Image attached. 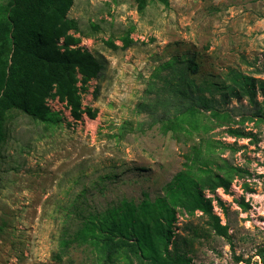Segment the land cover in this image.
<instances>
[{
    "label": "rangeland",
    "instance_id": "rangeland-1",
    "mask_svg": "<svg viewBox=\"0 0 264 264\" xmlns=\"http://www.w3.org/2000/svg\"><path fill=\"white\" fill-rule=\"evenodd\" d=\"M69 16L85 35L81 45L105 60L83 95L97 113L77 121L54 101L60 121L47 125L13 111L0 148V264H127L122 257L104 262L91 237L61 253L63 237L104 212H135L129 223L155 247V237L170 232L168 249L177 243L192 264H244L237 257L263 264L264 0H146L143 12L138 0H75ZM129 31V48L106 44L122 45ZM246 78L255 102L234 94L236 80ZM180 88L212 106L185 117L178 132L165 131L160 118L188 104ZM213 111L228 118L215 120ZM219 166L243 174L228 189H212L204 171ZM198 190L227 236L211 230L202 209L185 206ZM147 210L154 222L144 221Z\"/></svg>",
    "mask_w": 264,
    "mask_h": 264
},
{
    "label": "trees",
    "instance_id": "trees-1",
    "mask_svg": "<svg viewBox=\"0 0 264 264\" xmlns=\"http://www.w3.org/2000/svg\"><path fill=\"white\" fill-rule=\"evenodd\" d=\"M74 1L6 0L0 3V148L7 139V126L14 110L47 125L56 124L60 121V116L52 110L48 100L58 99L65 103L74 120L82 119L84 114L91 118L96 116V110L84 105L83 95L88 91L90 82L98 79L104 72L105 60L81 45L82 35H85L78 20L69 16ZM157 1L169 4V0ZM138 2L139 10L143 12L146 0ZM92 27L94 30L100 29L98 25ZM130 32L123 36L122 45H117L113 40H107L106 44L113 49H127L134 43ZM178 80L182 85L186 83L184 76H179ZM236 82L240 91H234V94H248L251 101L255 102V91L248 78ZM93 93L97 96L98 89ZM178 94L188 104L176 103L172 116L160 118L161 127L165 131L178 132V127L184 125L185 117L203 115L200 108L212 106L205 98L197 100L196 104L184 88L178 89ZM167 99L164 109L169 108L172 101L171 98ZM152 113L154 115L153 111ZM212 113L214 119L221 122L228 118L226 114L216 111ZM192 155L193 160H197L200 157L199 149H195ZM218 168L219 172L216 173L204 171L207 177L202 180H208L212 189L219 185L228 189L235 174H243L242 170L229 166ZM220 172L223 176H219ZM183 178L181 176L177 180L179 184L185 185ZM186 193L189 195L188 191ZM184 204L191 212L196 208L202 209L210 219L211 230L218 235H228V227L221 224L220 218L212 212L211 200L203 198L199 190L192 192L190 199L185 200ZM135 216V212L127 215L116 212L99 215L94 213L82 229L71 237L62 238L61 253L66 252L74 242L81 243L91 237L92 242L99 247L104 262H114L122 257L127 264H134L135 261L138 264H192L188 253L181 250L182 247L177 243L172 251L168 249L170 232L164 236L160 233L155 237L156 247L150 245L154 240L149 242L144 232L137 230V223H129L135 221ZM150 219L154 222L156 216L147 210L144 221L149 223ZM130 224L133 226L132 230L129 229ZM257 255L264 264V246L257 250ZM237 261L254 264L242 257H237Z\"/></svg>",
    "mask_w": 264,
    "mask_h": 264
},
{
    "label": "built area",
    "instance_id": "built-area-1",
    "mask_svg": "<svg viewBox=\"0 0 264 264\" xmlns=\"http://www.w3.org/2000/svg\"><path fill=\"white\" fill-rule=\"evenodd\" d=\"M54 101H56L57 103H59V104H63V105H65V103H63V102H60L58 99H49L48 100V104L50 105V103H52V102H54Z\"/></svg>",
    "mask_w": 264,
    "mask_h": 264
}]
</instances>
